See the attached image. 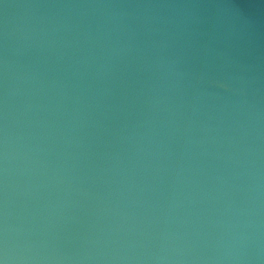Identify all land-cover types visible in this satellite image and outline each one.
<instances>
[{
    "label": "water",
    "instance_id": "water-1",
    "mask_svg": "<svg viewBox=\"0 0 264 264\" xmlns=\"http://www.w3.org/2000/svg\"><path fill=\"white\" fill-rule=\"evenodd\" d=\"M0 264H264V0H0Z\"/></svg>",
    "mask_w": 264,
    "mask_h": 264
}]
</instances>
